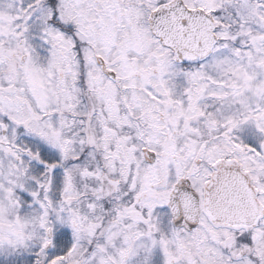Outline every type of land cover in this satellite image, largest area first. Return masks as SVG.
I'll use <instances>...</instances> for the list:
<instances>
[{
	"label": "snow or ice",
	"instance_id": "snow-or-ice-1",
	"mask_svg": "<svg viewBox=\"0 0 264 264\" xmlns=\"http://www.w3.org/2000/svg\"><path fill=\"white\" fill-rule=\"evenodd\" d=\"M0 264H264V0H0Z\"/></svg>",
	"mask_w": 264,
	"mask_h": 264
}]
</instances>
